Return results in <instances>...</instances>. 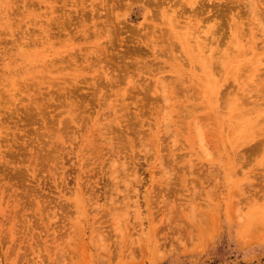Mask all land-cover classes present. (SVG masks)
<instances>
[{
	"label": "rangeland",
	"instance_id": "obj_1",
	"mask_svg": "<svg viewBox=\"0 0 264 264\" xmlns=\"http://www.w3.org/2000/svg\"><path fill=\"white\" fill-rule=\"evenodd\" d=\"M0 264H264V0H0Z\"/></svg>",
	"mask_w": 264,
	"mask_h": 264
},
{
	"label": "bare ground",
	"instance_id": "obj_2",
	"mask_svg": "<svg viewBox=\"0 0 264 264\" xmlns=\"http://www.w3.org/2000/svg\"><path fill=\"white\" fill-rule=\"evenodd\" d=\"M214 40H216V37H215V39ZM195 43H197V41H195L194 42V44ZM205 46V45H204ZM210 48H212V47H210ZM215 48H217V47H215ZM195 49H196V51L198 52V50H199V56L198 55H196L197 53H193L192 52V54L191 55H193V56H196L198 59H200V60H204V61H207V62H209V63H206V62H204L206 65H208V67L209 68H213V65H211V64H215V69H214V71L216 72L217 71V69H218V62H219V59L220 58H222L224 55V59H223V61H234V60H241V59H244L245 58V56H246V54H247V49H248V46L247 45H245L243 42H242V39H240V38H238L237 39V37L235 36L234 37V39H233V42H232V44L230 45V47L226 50V52H227V54H229V53H233L234 55H232V54H230L229 55V59H228V57H227V54H225V53H221L220 54V50L218 49V51H219V54L218 55H216L215 54V51L213 50V49H210L209 51H208V53H207V57H206V60H205V55H204V52H206V50L204 49V47H202V46H200L199 44H196V46H195ZM210 57H211V59L213 58L214 60H211L210 59ZM220 62H222L221 61V59H220ZM203 65V64H202ZM204 66V65H203ZM201 67V66H200ZM202 68V67H201ZM203 69V68H202ZM205 70L206 69H204L203 71L205 72ZM203 74V73H202ZM200 75V74H199ZM201 76V75H200ZM220 78L221 77H219L218 79L220 80ZM194 80H195V76H194ZM207 80V77L205 78V76H203L201 79H199L198 78V76H197V81H198V83H201L202 82V85H204L205 84V81ZM196 81V80H195ZM209 82H210V79H209ZM215 85H217V84H210V86H211V88H209L208 89V91H211L210 93L211 94H218L219 92H218V90H216V89H214L215 88ZM258 85H260L259 83H252L250 80H249V78H245L244 79V81H242V83H241V85H240V89L242 90L241 91V93L239 94V99H242V98H245L246 97V95L248 94V92L250 91V89H252L253 88V86L255 87V88H257V86ZM248 91V92H247ZM231 92V91H230ZM254 98H256L255 100H253V102L250 104V105H252L251 107L252 108H259L260 106V103L258 102V98H259V91L257 92L256 91V93L254 94ZM248 103H250V102H248ZM220 105H219V102L218 101H216V99L214 100V102L213 103H211L210 104V107L211 108H216V107H219ZM228 106H229V108H231V109H238L239 108V105H238V95H236V96H234V98H232L231 100H230V102H229V104H228ZM249 111H246V113H248ZM204 123H205V121H204ZM206 124V123H205Z\"/></svg>",
	"mask_w": 264,
	"mask_h": 264
}]
</instances>
